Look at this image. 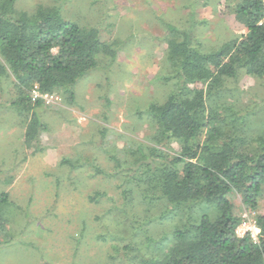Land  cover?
Returning a JSON list of instances; mask_svg holds the SVG:
<instances>
[{
    "label": "rangeland",
    "instance_id": "1",
    "mask_svg": "<svg viewBox=\"0 0 264 264\" xmlns=\"http://www.w3.org/2000/svg\"><path fill=\"white\" fill-rule=\"evenodd\" d=\"M38 4L95 27L116 56L97 55L98 65L75 81L70 104L57 100L32 110L44 128L29 145L24 131L31 112H20L13 78L0 77V193L13 202L6 205V233H0V264H141L153 250L147 236L169 245L175 225L185 222L175 210L149 209L137 182L127 177L133 174L126 166L134 157L130 150L153 144L156 126L146 107L163 102L174 87L167 78V28L190 30L203 50H213L243 33L229 9L234 2L15 0L28 12ZM225 85L217 103L232 101L238 114L249 115L245 122L256 135L264 126V77L243 74ZM172 148L170 153L178 146ZM64 157L76 167L61 163ZM131 188L133 201L124 203L122 189ZM96 192L104 195L90 200ZM234 201L241 218L264 214V197L254 213L239 195Z\"/></svg>",
    "mask_w": 264,
    "mask_h": 264
},
{
    "label": "trees",
    "instance_id": "2",
    "mask_svg": "<svg viewBox=\"0 0 264 264\" xmlns=\"http://www.w3.org/2000/svg\"><path fill=\"white\" fill-rule=\"evenodd\" d=\"M228 1L234 2L229 9L243 33L213 50H203L190 30L167 28V78L174 87L163 102L146 107L144 113L156 126L149 136L153 144L130 150L134 157L126 166L133 174L127 177L137 182L149 209L175 210L185 222L175 225L169 245L163 237L147 236L153 250L141 264H264V214L254 216L260 228L254 244L248 235L235 234L242 218L234 201L239 195L254 213L264 197V126L253 135L245 122L249 115L238 114L232 101L217 103L228 90L227 79L264 77V0ZM98 54L113 60L116 51L98 38L95 27L63 18L54 6L38 4L28 12L17 9L15 0H0V77L13 78L20 112H31L26 145L44 128L32 111L44 101H32L30 90L37 85L41 93L70 104L75 81L98 65ZM174 145L178 149L170 153ZM61 163L76 167L67 157ZM132 191L122 189L124 203ZM99 195L104 194L89 199ZM12 204L7 192L0 193L2 234L6 205ZM130 245L126 248L133 249Z\"/></svg>",
    "mask_w": 264,
    "mask_h": 264
},
{
    "label": "built area",
    "instance_id": "3",
    "mask_svg": "<svg viewBox=\"0 0 264 264\" xmlns=\"http://www.w3.org/2000/svg\"><path fill=\"white\" fill-rule=\"evenodd\" d=\"M29 95L32 101H36V99L40 98L44 101L45 104H50L59 100V98L54 94L41 93L37 85H35L30 90ZM259 232L260 228L258 227L256 219L253 217H249L246 214L242 216L241 221L235 229V234L238 237L248 235L254 244H257L259 242Z\"/></svg>",
    "mask_w": 264,
    "mask_h": 264
},
{
    "label": "clouds",
    "instance_id": "4",
    "mask_svg": "<svg viewBox=\"0 0 264 264\" xmlns=\"http://www.w3.org/2000/svg\"><path fill=\"white\" fill-rule=\"evenodd\" d=\"M255 218V217H254Z\"/></svg>",
    "mask_w": 264,
    "mask_h": 264
}]
</instances>
